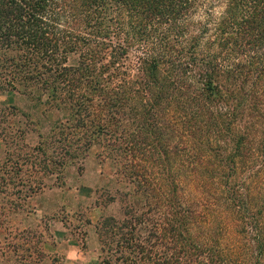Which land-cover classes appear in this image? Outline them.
Instances as JSON below:
<instances>
[{
  "label": "trees",
  "instance_id": "1",
  "mask_svg": "<svg viewBox=\"0 0 264 264\" xmlns=\"http://www.w3.org/2000/svg\"><path fill=\"white\" fill-rule=\"evenodd\" d=\"M0 79L68 113L43 169L98 144L134 186L102 264H264V0H0Z\"/></svg>",
  "mask_w": 264,
  "mask_h": 264
},
{
  "label": "rangeland",
  "instance_id": "2",
  "mask_svg": "<svg viewBox=\"0 0 264 264\" xmlns=\"http://www.w3.org/2000/svg\"><path fill=\"white\" fill-rule=\"evenodd\" d=\"M136 55L131 56V64ZM78 61L71 57L68 65ZM37 98L7 88L0 79V109L18 110L11 111L17 115L9 122L0 124L4 134L0 138V264H102L99 224L104 218L121 217L119 199L134 186L113 159L101 156L98 144L85 161L64 168L51 163L43 169L39 158L43 162L44 158L33 148L41 142V134L47 139L69 116ZM37 180L43 186L33 192ZM71 249L78 254L72 260Z\"/></svg>",
  "mask_w": 264,
  "mask_h": 264
},
{
  "label": "crops",
  "instance_id": "3",
  "mask_svg": "<svg viewBox=\"0 0 264 264\" xmlns=\"http://www.w3.org/2000/svg\"><path fill=\"white\" fill-rule=\"evenodd\" d=\"M68 254H69L71 260L75 259L78 256L77 252L75 250H72V249L69 250Z\"/></svg>",
  "mask_w": 264,
  "mask_h": 264
}]
</instances>
